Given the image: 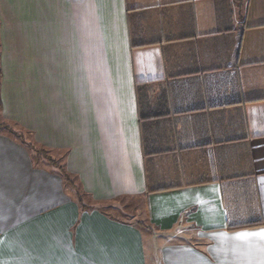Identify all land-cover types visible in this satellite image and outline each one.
Listing matches in <instances>:
<instances>
[{
    "label": "crops",
    "instance_id": "obj_1",
    "mask_svg": "<svg viewBox=\"0 0 264 264\" xmlns=\"http://www.w3.org/2000/svg\"><path fill=\"white\" fill-rule=\"evenodd\" d=\"M3 34L0 122L42 153L0 130V264H264L231 229L264 222V0H0Z\"/></svg>",
    "mask_w": 264,
    "mask_h": 264
},
{
    "label": "rangeland",
    "instance_id": "obj_2",
    "mask_svg": "<svg viewBox=\"0 0 264 264\" xmlns=\"http://www.w3.org/2000/svg\"><path fill=\"white\" fill-rule=\"evenodd\" d=\"M4 38H5V35L3 34L2 37H0V45H2V41H4ZM1 60L3 62V59H1ZM10 60L13 61V59H10ZM0 118L2 120V117H0ZM31 153L33 154L34 152L32 151ZM42 156L43 157L45 156V152L42 154ZM60 157L61 156L59 154H55L54 156H52V158L55 159L54 161H55V164L57 166L61 165L60 163H61L62 159ZM36 158L40 159V156H36ZM44 165H49V164H48V162H46V163H44ZM68 188L70 189L69 186H68ZM75 188L77 189L76 186H75ZM71 195H73V197L76 198L77 200H80V201L82 200V202H85L88 204L90 203L87 201L88 196L85 194L83 195L81 192H79V189H78V191H75V189L71 190ZM99 208L103 212H105L106 214L111 216L112 218L117 219V220L122 221V222L132 224L135 227H137L142 232L143 239L145 242V246L147 247V249L149 251L150 245L152 244L151 241H154L153 236H156V234L151 233V232L147 231L146 228H144V226L147 225L146 214L143 211V208L141 207V205L137 201H119L113 206H110L109 203H105V204L99 206ZM142 223L144 225H142ZM156 250H158V246H157ZM157 254H158V251H157Z\"/></svg>",
    "mask_w": 264,
    "mask_h": 264
},
{
    "label": "trees",
    "instance_id": "obj_3",
    "mask_svg": "<svg viewBox=\"0 0 264 264\" xmlns=\"http://www.w3.org/2000/svg\"><path fill=\"white\" fill-rule=\"evenodd\" d=\"M1 107V105H0ZM0 130H4L7 131L12 137H14L15 139L19 140L20 142H22L24 145H26L29 149H31L33 152L35 153H42V151H37L35 148H33V146L27 141V139H25V136L23 135V132L21 130L15 129L13 127H10L4 123L0 122ZM48 164H52L50 161H47ZM59 174L62 176L64 182L71 188V190L78 191V189L75 188V186H73V181L72 179L69 177V175L61 168H58ZM264 225V222H253V223H249L246 225H241V226H236V227H231V229H237V228H252V227H257V226H261Z\"/></svg>",
    "mask_w": 264,
    "mask_h": 264
},
{
    "label": "snow or ice",
    "instance_id": "obj_4",
    "mask_svg": "<svg viewBox=\"0 0 264 264\" xmlns=\"http://www.w3.org/2000/svg\"><path fill=\"white\" fill-rule=\"evenodd\" d=\"M248 235H255V236H260V237H264V232H260V233H253V234H241V236H248Z\"/></svg>",
    "mask_w": 264,
    "mask_h": 264
}]
</instances>
